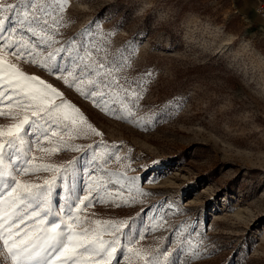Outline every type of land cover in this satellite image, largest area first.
<instances>
[{
	"label": "rangeland",
	"instance_id": "obj_1",
	"mask_svg": "<svg viewBox=\"0 0 264 264\" xmlns=\"http://www.w3.org/2000/svg\"><path fill=\"white\" fill-rule=\"evenodd\" d=\"M9 4L18 7L0 12V58L55 86L84 119L71 109L34 116L31 101L5 89L0 199L17 182L35 184L40 199L30 203L51 208L49 225L61 209L78 215L77 232L119 239L120 264H264V21L256 0H37L23 23L27 0H0ZM5 43L31 55L20 59ZM99 63L111 66L108 75L80 72ZM69 73L83 92L63 82ZM92 91L105 95L94 102L83 94ZM25 116L29 123L9 135ZM5 238L0 264H20ZM97 259L91 254L89 264Z\"/></svg>",
	"mask_w": 264,
	"mask_h": 264
},
{
	"label": "snow or ice",
	"instance_id": "obj_2",
	"mask_svg": "<svg viewBox=\"0 0 264 264\" xmlns=\"http://www.w3.org/2000/svg\"><path fill=\"white\" fill-rule=\"evenodd\" d=\"M27 3L28 9H24L20 13L22 16L21 23L29 22V10L32 5L37 3V0H27ZM16 7L18 6L12 4L7 5V7L0 5V12L11 11ZM42 11L47 13L48 8L42 6ZM38 21L39 17H34L31 22L35 23ZM43 23L46 24L47 20L43 21ZM3 32L4 22L0 20V41L7 40L3 36ZM3 47H6L20 59H28L31 55V53H25L22 48L15 46L14 43H5ZM51 58L52 55L50 54L49 59ZM113 63L116 64L117 61L114 60ZM38 66L47 68V63L45 62ZM110 67V65L106 66L103 63H99L97 67L85 64L80 69V72L85 75L90 73H95L97 76L101 74L108 75ZM62 71V69L57 67L53 70V74H60ZM0 72L6 73V75H0V104L5 102V89H7L8 94L19 93L31 101L32 106L37 109V111L33 112L34 116H39L41 112H44L48 117H52L54 110L71 109L79 114L81 119H84L80 110L70 101H67L63 93L55 86L45 82L41 77L27 75L12 64H8L2 58H0ZM69 77H74V74L69 73ZM75 79H79V77H74L73 79L65 78L63 82L68 87L76 88L78 92H83V89L76 85ZM83 94L85 98H92L94 102H97L95 98L98 94L101 97L105 95L103 91L99 93L96 91L91 93L84 92ZM57 99L60 100L59 104L55 102ZM28 123V118L25 116L22 123L15 126V132L13 129H9V135H16L23 125ZM17 138L19 137L17 136ZM4 147L3 144H0V164H3ZM21 171L27 173L28 169L23 168ZM45 183L46 185L51 184V181H46ZM34 188H36L35 184H20L17 182L15 187H12L7 193V196L0 199V204H7L5 214H0V236L7 237L4 239L5 245H9L10 240L12 241L9 251H13V248L17 249L14 253V258L18 256L20 264H28L33 259L34 254L40 257L39 264H57V262L59 264H89L91 254L99 257V259L92 261L91 264H112L114 260L115 264H120V260L117 259V245L120 243L118 238L106 242L99 234L90 236V230L86 227L82 231L77 232L75 221H80L81 218L78 215L73 216L71 212H69L67 217L62 216L60 213L63 209L54 214L59 222H52L49 225L48 217L51 213V208H43L39 204L33 206L30 203L40 199L39 193L33 191ZM42 203H47V201L45 200ZM80 203H83V201H80ZM20 205H23V208L16 210ZM8 209H12V211L9 212ZM76 211L79 212L80 209L77 208ZM96 223H100V221H96ZM21 225H23V228L20 227ZM62 225L66 230H61ZM14 235H22V238L17 242L13 239ZM127 251L130 252L132 249L128 248ZM152 264H158V262L153 259Z\"/></svg>",
	"mask_w": 264,
	"mask_h": 264
},
{
	"label": "built area",
	"instance_id": "obj_3",
	"mask_svg": "<svg viewBox=\"0 0 264 264\" xmlns=\"http://www.w3.org/2000/svg\"><path fill=\"white\" fill-rule=\"evenodd\" d=\"M256 11L264 21V0H256Z\"/></svg>",
	"mask_w": 264,
	"mask_h": 264
},
{
	"label": "crops",
	"instance_id": "obj_4",
	"mask_svg": "<svg viewBox=\"0 0 264 264\" xmlns=\"http://www.w3.org/2000/svg\"><path fill=\"white\" fill-rule=\"evenodd\" d=\"M245 4V3H244ZM248 5H251V2H248Z\"/></svg>",
	"mask_w": 264,
	"mask_h": 264
}]
</instances>
